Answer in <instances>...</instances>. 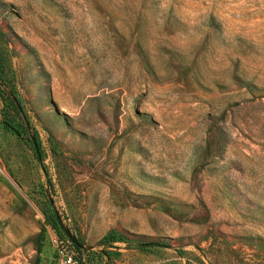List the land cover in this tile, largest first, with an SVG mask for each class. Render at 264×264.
I'll use <instances>...</instances> for the list:
<instances>
[{
  "label": "rangeland",
  "instance_id": "obj_1",
  "mask_svg": "<svg viewBox=\"0 0 264 264\" xmlns=\"http://www.w3.org/2000/svg\"><path fill=\"white\" fill-rule=\"evenodd\" d=\"M0 72V264H264V0H0Z\"/></svg>",
  "mask_w": 264,
  "mask_h": 264
},
{
  "label": "built area",
  "instance_id": "obj_2",
  "mask_svg": "<svg viewBox=\"0 0 264 264\" xmlns=\"http://www.w3.org/2000/svg\"><path fill=\"white\" fill-rule=\"evenodd\" d=\"M58 264H77L76 253L69 241L56 240Z\"/></svg>",
  "mask_w": 264,
  "mask_h": 264
},
{
  "label": "water",
  "instance_id": "obj_3",
  "mask_svg": "<svg viewBox=\"0 0 264 264\" xmlns=\"http://www.w3.org/2000/svg\"><path fill=\"white\" fill-rule=\"evenodd\" d=\"M16 108L19 110L20 114L23 116L22 110H21V108L19 107V105H18L17 103H16ZM26 127H27V124H26ZM55 215H56V219H57V221H58L60 227L62 228L63 234L66 236V238L68 239V241H69L74 247H76V248H78V249H80V250H89V249H91V247H85V246H83V245L77 240V238H76L74 235H72V234L70 233V231H69L68 229L63 228V227H62V224H61V221H60V217H59V215H58L57 213H56ZM142 246H161V245H159V244H155V243H148V244H144V245H142ZM163 247H165V246H163Z\"/></svg>",
  "mask_w": 264,
  "mask_h": 264
},
{
  "label": "trees",
  "instance_id": "obj_4",
  "mask_svg": "<svg viewBox=\"0 0 264 264\" xmlns=\"http://www.w3.org/2000/svg\"><path fill=\"white\" fill-rule=\"evenodd\" d=\"M0 81H2V75H1V72H0ZM1 85H2V84H0V89L2 88ZM2 91H3V93H4V90H2ZM6 98H8V97H6ZM33 141H34V140H33ZM34 144H35V142H34ZM35 148L37 149V148H38V145H35ZM37 158H38V160H40V157H39V154H38V153H37ZM58 234H59V237H60V238L66 240L65 236L61 235L60 233H58ZM106 239H107V238L102 239V240L100 241L99 244L102 245V244L105 242ZM70 244H71V243H70ZM71 246L73 247V249L75 250V252H77L78 254L88 253V251L80 250V249L74 247L72 244H71ZM77 264H83V262H82L81 260H78V263H77Z\"/></svg>",
  "mask_w": 264,
  "mask_h": 264
}]
</instances>
